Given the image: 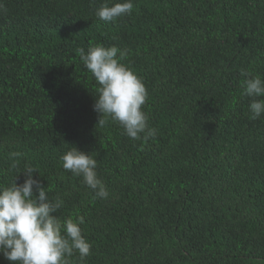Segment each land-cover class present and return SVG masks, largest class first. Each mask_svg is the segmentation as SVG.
Returning a JSON list of instances; mask_svg holds the SVG:
<instances>
[{
	"label": "trees",
	"instance_id": "obj_1",
	"mask_svg": "<svg viewBox=\"0 0 264 264\" xmlns=\"http://www.w3.org/2000/svg\"><path fill=\"white\" fill-rule=\"evenodd\" d=\"M118 2L0 0V185L36 169L63 199L53 215L84 221L83 264H264V115L249 118L241 75L264 79V0H132L130 15L96 17ZM97 44L143 80L154 137L98 124L78 51ZM73 146L106 199L63 169Z\"/></svg>",
	"mask_w": 264,
	"mask_h": 264
},
{
	"label": "clouds",
	"instance_id": "obj_2",
	"mask_svg": "<svg viewBox=\"0 0 264 264\" xmlns=\"http://www.w3.org/2000/svg\"><path fill=\"white\" fill-rule=\"evenodd\" d=\"M132 0H123L109 6L103 4L95 15L100 20L115 22L123 15H130ZM6 9L0 3V12ZM80 58L86 69L99 85L98 97L93 105L99 114L98 124L107 118L118 123L127 137L133 140L152 138L156 129L149 128L148 117L142 106L147 99L143 80L125 64L121 63L125 52L116 46L101 44L90 46L85 53L79 49ZM243 95L251 98L248 106L250 119L264 115V79L241 70ZM63 169L74 176L82 177L83 183L99 198L109 195L105 184L98 178L97 161L91 154L71 147L61 156ZM23 184L12 182L0 185V255L11 264H71L74 252L79 253L80 264L90 255L91 244L83 237V219L71 217L61 221L53 213L63 206L57 195L50 199L48 189L33 178L36 169L27 167ZM34 190L38 195H34Z\"/></svg>",
	"mask_w": 264,
	"mask_h": 264
}]
</instances>
